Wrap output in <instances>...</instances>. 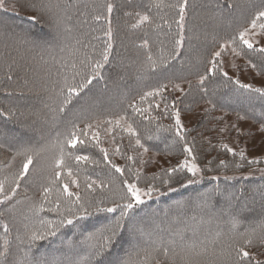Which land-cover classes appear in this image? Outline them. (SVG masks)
<instances>
[{
	"label": "trees",
	"instance_id": "obj_1",
	"mask_svg": "<svg viewBox=\"0 0 264 264\" xmlns=\"http://www.w3.org/2000/svg\"><path fill=\"white\" fill-rule=\"evenodd\" d=\"M201 1L188 0L184 31L185 39L183 47L180 49L181 54L174 59H169L166 65H162L152 71L148 68L147 55L149 53L154 58H159L161 55L167 58L172 52L173 38L177 32V25L173 22L176 17V10L170 7L157 8L154 6V0H111L115 5L114 12L110 17L113 28V47L109 55V61L100 70V76L90 85L89 98H95L97 101L90 113L91 115L103 117L121 109H128L129 102H139L140 94L157 87L161 83L170 84L168 83L170 80L172 82L191 80L201 74H207V64L211 57L210 53L213 50L212 43L214 40H229L238 29L250 22L261 6V0ZM22 2L23 0H20V3ZM175 2L176 0H165L166 4ZM13 3H15L16 9L0 10V28L8 33L30 28L34 35L38 38L46 39L50 43L45 49H31L27 45L13 47L11 42H8L9 46H5L4 42L3 47H0V63L2 64H0V68L3 67L0 74L8 77L0 81H3L4 85L11 83L12 79H9V76L11 75L16 79L17 72L22 73L21 78H24V81H21L24 83L20 87L21 90L4 93L3 100L8 102L11 106L10 108L17 109L19 112L24 110L27 113L26 115L23 114L22 117L19 113L20 119L16 120L14 117H9L10 115L0 111V144L4 145V147H0V173L5 174L10 171L9 165L13 166L15 163L13 157H20L16 156V152L21 151L29 143L37 144L39 142L41 145L47 144L51 148L54 147L50 141L54 140L56 133L62 131L67 124V120L71 118V113L67 110L66 113L58 116L52 112V109L59 102L55 92L59 90V86L62 85L65 76L70 79L75 72L86 73L90 71V68L85 67V64L100 58L99 54L106 40V37L102 35L106 22L92 19L94 6L102 5L104 0H61L62 6L65 3L69 5L64 15L70 17V19H66L65 23L71 31L66 32L61 28L62 35L58 39L54 38L50 32L51 29L46 24L33 22L29 19V16L34 15V13L25 12L20 7V3H17V0H13ZM137 12L148 14L151 17V22H145L139 27H132L137 22L138 17L135 15ZM209 20H211V28L207 24ZM51 35L52 37H49ZM198 36L202 40L201 49L196 48L198 46L196 37ZM96 37H99V39ZM52 38L53 40H51ZM144 42H147V47L142 46ZM189 45H192L190 53ZM246 54L249 62L256 64L259 71L261 62L264 61V54L250 51L247 48L245 50ZM11 62H15V64L10 65ZM73 63H75L76 68L72 67ZM65 64L67 65L66 67L64 66ZM15 66L20 67L14 69ZM260 73L264 76V72ZM25 76H29L32 80L36 79V81H32V85L35 88L44 86L48 90L52 89L54 93H48L47 91V94L44 95L43 93H35L36 90H26V85L30 81H27ZM228 78L221 72H216L215 75L209 76L204 86L192 84V87L188 88L182 100L190 110L196 109L202 102L209 103L210 100L211 103L209 104L214 108L239 114L260 124L264 122V115H262L264 114V96L248 89L240 88L239 85L234 83L235 80ZM35 83L37 84L35 85ZM205 87L207 88V94L204 91ZM163 97L165 98L166 96L163 95ZM149 99L151 100V98ZM81 103L83 101L76 102L74 100L75 110H79ZM43 108L48 114L42 112ZM72 108L73 105H69V109ZM155 110L161 111L162 114L164 112V109H155L153 105L151 109L152 115L156 114ZM128 112L131 114V109H128ZM210 115L208 116L210 117ZM54 116L56 119H53ZM134 118V126L138 130L141 143L149 152L165 154L176 151L181 147V140L173 129L160 123H154L153 120L144 119L139 115H135ZM59 120L60 124L57 122ZM6 127L12 128V130L8 131H18L16 140L12 139L13 136L9 138L8 136L10 135H6ZM46 130H49L50 133L44 135L43 132ZM5 135L7 138H4L6 137ZM122 135L123 139L117 137L115 141L120 147V154H117V156L122 161V166L124 168L128 167L127 171L129 172L130 170V174H135L138 169V163L134 160L142 152V148H138L134 138L131 139L130 143L127 133ZM32 138L37 141L32 140ZM81 152L90 155L94 160L99 161V164L81 163L79 165L78 176H81V178L78 182L81 188L76 189L74 186L73 191H80L84 195L86 191L84 188L85 181L89 178L97 181L103 180L106 183L111 180L112 183L109 185L111 189L114 185L123 187L122 181L127 179L124 174L121 175V173L115 171V168L112 167L114 163L111 160L110 162L105 161L103 155L101 156L100 151L95 147L82 148ZM128 157H132V159H128ZM43 159H45L43 161L44 169L43 167L41 170L32 169L29 176L21 181V189L27 188L30 195H33L42 185L48 182L46 177L49 176V162L46 155L43 156ZM114 165L118 167V165ZM46 167H48L47 172H45ZM188 177L190 176L188 175ZM71 186L73 185H70V188ZM174 186L177 188L176 192L146 199V203L135 210V215L138 219L144 221L145 231L148 232V226L151 225H147V223L150 224V222L155 221L159 228H164L165 224H170L172 217L177 215L175 212H180L179 208H183V210L185 208L182 212H187L186 224H184L186 228L178 229V233L173 232L164 238H159L158 234L153 233L150 236L145 235L142 243L146 247L152 241L160 242L161 239L165 245L170 241H175L177 244L183 242H195L198 245L201 242L207 244L216 238L217 234H219L220 240L224 241L232 229L233 218L238 219L240 222L239 231L259 229L261 222H264V200L259 198L261 195L259 192L262 189L264 192V176L245 178L227 175V177H219L218 179H202V181L199 180L191 185L185 184L184 187L175 183ZM216 189L223 192L236 193L240 197L235 202L236 210L234 212L230 214L227 209L224 211L225 214H228V218L223 227L219 226L218 219L215 221V226H210L212 223L208 224V222L217 218V211L219 209L222 210V206L227 208L225 201L221 200L222 198L220 197H216L207 211L204 210L203 206V194L211 193ZM90 195L108 197L110 192L107 188L104 191L96 188ZM25 196L28 195H25V193L21 195L20 192L7 206L3 205V208H12L15 212L19 210L16 212L18 220L21 216L25 217L30 211L24 210L23 207L17 209L23 206L27 200ZM257 198H259L258 205L253 202ZM51 199H56L55 194H53ZM197 199H200V201ZM40 200L41 198L36 197V199L31 200V205L40 203ZM195 201H198L200 209L190 208ZM179 202L180 204L187 203L184 207H176ZM108 206L112 205L108 204ZM50 207L52 205H46L45 209L34 215L33 219L37 223L40 219H58L57 212L48 210ZM64 208H66V205H63L62 202L61 210H64ZM164 209H168V213L166 212L165 219H161ZM118 213L119 210H117V213H101L98 216L93 215L76 223L82 228L92 230L99 220L113 217L118 215ZM197 219L201 220L200 226H203L200 232L196 231L194 227V225H197ZM0 222L2 221L0 220ZM80 230V228L72 226L62 229L61 234H58L57 237H51L48 240L39 242L37 253L46 252L57 255L67 253L66 238L74 239L78 242L82 239ZM84 234L86 235L87 233L85 232ZM2 235L3 231L2 227H0V236ZM181 236L184 237L183 241H181ZM10 238L12 241L13 237ZM125 239H127V236H125ZM219 246L218 244L217 247ZM20 247L25 248L26 246L21 245ZM126 247L125 245L123 248L114 249L105 259L112 262L114 257H122ZM260 248L263 247H253L250 251L256 252ZM12 250L14 252L17 251L16 247ZM71 255L73 259L86 256V246L78 244L76 252L71 253ZM160 258L163 259V257Z\"/></svg>",
	"mask_w": 264,
	"mask_h": 264
},
{
	"label": "snow or ice",
	"instance_id": "obj_2",
	"mask_svg": "<svg viewBox=\"0 0 264 264\" xmlns=\"http://www.w3.org/2000/svg\"><path fill=\"white\" fill-rule=\"evenodd\" d=\"M17 3H20V0H17ZM154 6L157 8L170 7L176 10V17L173 22L177 25V32L173 38L172 52L169 57L165 58L161 55L159 58H154L151 53L147 55L148 68L152 71L166 65L169 59H174L181 54L180 49L183 47L185 39L188 0H176L172 4H166L165 0H154ZM7 7L8 0H0V10H6ZM20 7L25 12L34 13V15L29 16V19L33 22L46 24L52 30L55 39L60 38L62 35L61 28L66 32L71 31L65 23L66 19H70V17L64 15L69 5L65 3L62 6L61 0H23ZM114 9L115 5L111 0H104L102 5L94 6L92 19L106 22V27L102 30V35L106 37V40L99 54L100 58L85 64V67H89L90 71L86 73L75 72L70 79L65 76L59 90L55 92L59 102L52 109V112L58 116L66 113L67 110L71 113V118L67 120L63 130L56 133L54 140L50 141L56 148V153L49 164L51 175L48 177V182L41 186L40 203L32 204L29 211L36 215L39 211H43L46 205L50 204L52 207L48 210L57 212L59 218L56 220L40 219L38 223L24 224L23 234H20L17 230L15 239L18 243L15 252L12 250L9 224L0 222L3 231V235L0 236V241H2L0 243V264H253V262L254 264H264V261L257 260L250 251L253 247H264V222H261L259 229L239 231L240 222L238 219L233 218L232 229L227 239L221 241L219 234H217V237L207 244L204 242L199 245L195 242L177 244L175 241H170L165 245L162 239L160 242L152 241L147 247L142 243L145 235L150 236L151 233H146L144 221L137 218L135 210L146 203V198L151 199L153 196L159 197L176 192L177 188L174 183L184 187L185 184L191 185L197 182V180L186 175L177 177L175 180L173 178L174 173H179L185 169L187 173L191 174V177H197L198 173L201 172L196 163V157L192 153V148L188 147L187 144L184 147V152L191 157V161L185 158L178 166L164 170L161 177L154 176L152 179H159V185L149 183L145 187H140L137 183L124 180L122 181L123 188L117 187L113 190L109 187L112 183L111 180L106 183L103 180L97 181L89 178L85 181L84 188L86 191L84 195L80 191L69 190L70 185H74L76 189L81 188L78 179L73 178L78 177V168L81 163L99 164V161L94 160L90 155L82 153V148L90 146L98 148L100 153L103 154V159L110 162L108 149L102 147V135L111 138L114 154H120V147L115 141L117 137L123 139V133H127L130 143L131 139L134 138L137 146L144 147L138 136V130L134 126V116L139 115L149 121L158 119L157 116L152 115L150 109L153 105L155 109H160L161 104L156 101V97L164 100L163 93L168 87V84L161 83L153 89L144 91L139 95V102L131 101L128 103L131 114L128 109H121L103 117L90 114L97 102L95 98H89L90 85L100 76V70L109 61V55L113 47V28L110 17ZM129 15L131 14L129 13ZM135 15L138 19L132 25L134 28L145 22H151V17L146 13L137 12ZM257 29H259V32L256 31ZM257 36L264 37V0H261V6L255 12L249 25L238 29L229 40L221 44L219 49L211 54V59L208 61L210 66L206 69L207 74L199 75L198 84L204 86L210 75L222 71L223 65L220 58L228 48H231V53L234 56L242 54L243 48L240 45L250 51L264 54V46H257L260 43ZM96 38L99 39V37ZM2 39L5 41V46H9L8 42H11L13 47L27 45L31 49H45L50 43L46 39L38 38L30 28L20 29L19 32L13 33L4 32ZM142 46L147 47V42ZM251 66L253 69H257L256 64L252 63ZM72 67L76 68L75 63L72 64ZM259 72H264V61L261 62ZM223 75L227 77L228 74L224 72ZM168 83L173 82L170 80ZM234 83L239 85L240 88L264 96V88H254L250 84L241 83L238 79ZM188 84L189 87H192L190 81H188ZM173 87L174 90L183 91L179 84H173ZM40 90L47 91L48 89L42 86ZM204 91L207 94L206 87ZM74 100L76 102L83 101L79 110H75ZM145 103L148 104V107H144ZM209 103H211L210 100ZM69 105H73V108L69 109ZM163 109V115L170 116L174 120L170 129L175 130L181 141L185 140L184 125L181 121L180 111L175 110V102L169 104L164 101ZM9 115H15V110L10 109ZM237 115L239 119L246 118ZM53 119H56V117L54 116ZM260 131L264 132V122L260 124ZM0 147H4V145L0 144ZM48 147L49 145H41L39 142L37 144L29 143L21 151L16 152V156L22 157L20 166L14 171L0 176V205L7 206L9 202L13 201V198L17 196L18 189L21 187V181L25 180L30 174V166L39 169L40 157L48 150ZM223 147L227 152L233 155L237 154L228 145H223ZM144 151L146 152L148 149L144 148ZM239 156L241 160L245 159L243 149L239 152ZM128 159H132V157H128ZM13 160H15V156ZM257 162L249 161L250 164ZM221 165H224L223 161H221ZM112 167L115 168L116 172L123 175L124 170L122 168L116 167L114 164ZM261 172L264 174V169ZM64 174L69 178L68 181L61 180V176ZM135 175L139 180L140 172L137 171ZM96 188L101 191L107 188L110 193L114 191L117 198L90 195ZM53 194H55V200L51 199ZM261 196L264 200V192L261 193ZM216 197L222 198L229 210L240 199L235 193L216 189L211 193L203 194V206L210 208ZM62 202L63 205H66L64 210H61ZM186 203L178 204L176 207H184ZM108 204L112 206H108ZM117 210H119L118 215L99 220L92 230L82 228L76 223L93 215L98 216L101 213H117ZM0 215H3V212H0ZM13 219H15L14 214ZM25 219H29V217L26 216ZM68 226L80 228L82 239L77 242L74 239L66 238L67 253L62 255L46 252L37 253L39 242L57 237L58 234H61V230ZM125 236H127V239H125ZM183 240L184 237L181 236V241ZM78 244L86 246L87 255L73 259L71 253L76 252ZM218 244L219 247H217ZM21 245L26 247L21 248ZM125 245L127 247L122 257H118L112 262L105 259L114 249L123 248ZM77 255L79 254L77 253ZM160 257H163V259Z\"/></svg>",
	"mask_w": 264,
	"mask_h": 264
},
{
	"label": "rangeland",
	"instance_id": "obj_3",
	"mask_svg": "<svg viewBox=\"0 0 264 264\" xmlns=\"http://www.w3.org/2000/svg\"><path fill=\"white\" fill-rule=\"evenodd\" d=\"M202 1H205V0H202ZM206 1H209V0H206ZM13 5H15V3H13V0H8L7 9L8 10L16 9V5H15V7H13ZM237 12H238V10H237ZM249 23L245 26H248ZM207 24L211 28V20H209L207 22ZM17 26L21 27L20 25H17ZM4 31H6V30H3L2 28H0V47H3V43L5 42L2 39ZM256 31L259 32V29H257ZM50 32L52 33L51 30H50ZM49 37H52V35ZM193 39H194V37H193ZM257 39L260 41L259 45H257V46H264V37L257 36ZM51 40H53V38ZM196 41H197L196 44H198V46L196 48L201 49L200 44L202 43V40H201L200 36L196 37ZM224 42H225V40L224 41H218L215 39L214 42L212 43L213 50L211 51L210 55L214 51L218 50L220 45L223 44ZM144 43H142V44H144ZM147 46H148V44H147ZM189 46H190L189 47V53H190L192 51L191 50L192 45H189ZM240 47L243 48V52L240 56H234L231 53V48H228L222 54V56L220 58L222 61V65H223L222 71H217V72H221L222 74L224 72H226L228 74L227 76L230 77L232 80L238 79L243 84H250L255 88H264V76L258 71V68L257 69L252 68V66H251L252 63L249 62L247 54L245 55L246 47H243L242 45H240ZM210 59H211V57H210ZM12 64H15V62L10 63V65H12ZM16 65H18V64H16ZM207 65H208V67L210 66L209 63ZM19 67L20 66H15L14 69H17ZM2 69H3V67L0 68V71ZM16 75H15L16 79L13 78L11 75L9 76V77H11L9 79H12V82L9 84L4 85L3 81H0V100L2 101L0 103V111H3L8 115H9V110L13 109V108H10L11 106L8 104V102L6 100H3L4 93H8L9 91H19V90H21L20 87L24 84L21 82V81H24V78H21L22 73L17 72ZM4 78H8V77L0 74V80H2ZM25 78L27 79V81H30V83H28L26 85V90H30V91L36 90L35 93H38V94L43 93L44 95L47 94V91H48V93H54V91L52 89H49L47 91H41L40 90L41 88H35V86L32 85V81H36V79L32 80L29 76H25ZM42 81H44V80H42ZM188 81H190L191 84L199 85L198 84V77L193 78L191 80H185V81H178L177 80L173 83L168 84L167 89L163 93V95L166 96L164 98V100H161L160 97H156V101L160 102V104H161V107H160L161 109H163L164 101H167L169 104H172L173 102H175V110L180 111L181 121H182V123L184 125V129H185V131H184L185 140L181 141V143H182L181 147L176 151L168 152L165 154L153 153V152H149V151L145 152L144 147H143L142 152L139 154V156L136 158V160H134L138 163V169L136 170V172L137 171L140 172V178H139V180H137L135 174H130V170H129V172L127 171L128 167L124 168L122 166L123 165L122 161L119 160L117 154L112 153L113 152V143L111 141V138L102 135V137H101V139L103 141L102 147H105L108 149L109 158H110L111 162L118 165V167H120L124 170L123 174L129 182L137 183L138 186H140V187H145L149 183H154V184L159 185V182H160L159 179H156V180L152 179L154 176L161 177L164 173V170L172 168L174 166H178L185 158H188L189 161H191V157L188 156L187 153L184 152V147L187 144L188 147L192 148V153L196 157V163H197L198 167L201 169V172L198 173L197 177H191V174L187 173V171L185 169L179 173H174L173 174L174 180H175V178H177L179 176H185V175L186 176L189 175L190 178L195 179L197 181H199V180L202 181V179L203 180L218 179L219 177H227V175H229L231 177L236 176V177H245V178L264 176V174H262V172H261V170L264 169V132L260 131V123H257L255 121L249 119V118L239 119L237 114L230 113V112L223 111V110H219V109L211 106L209 103H204V102H202V104L198 105V107L196 109L190 110V108L182 100V98L184 97V95L186 94V92L189 88ZM36 84L37 83H35V85ZM173 84H179L180 88L183 89V91L174 90ZM144 107H148V105H144ZM151 109H150V111H151ZM14 110H15V115H10L9 117H12V118L14 117V119H16V120L20 119V117L18 115L19 113H20V115H21V113H23L25 115L27 114L26 111H24V110H21L20 112L17 109H14ZM42 112H45L48 114V112H46V110H44V108L42 109ZM151 113H152V111H151ZM155 113L156 114L155 115L153 114V115L157 116L158 119L153 120L154 123L163 124L164 126H166L168 128H170V126L174 123V120L170 116L163 115L161 111H159V112L156 111ZM210 113H211V115H210ZM49 115H50V113H49ZM208 115H210V117ZM22 116L23 115H21V117ZM57 122H59V124H60V120ZM233 125H235V127H233ZM208 127H209V129H208ZM30 128H32V127L30 126ZM10 129L12 130V128L6 127V135L8 136V134H9L10 135V136H8L9 138L11 136H13L12 139L16 140V138H18V131H16V130L8 131ZM43 133H44V135H47L50 132H49V130H46ZM7 136L4 138H7ZM118 138H120V137H118ZM32 140L37 141L36 139H33V138H32ZM223 145H228L237 154L233 155L232 153L227 152L226 149L223 147ZM18 148H19V146H18ZM138 148L140 149L141 147L138 146ZM96 149L99 150L98 148H96ZM241 149L244 150V154H245V159H243V160H241L240 156H239V152L241 151ZM55 153H56V148L55 147L51 148V146H49L48 150L46 152H44L42 154V156L40 157V165H39L40 170L43 167V164H44L43 161L46 159V158L43 159V156L44 155L47 156V159H48L47 161L50 164V161H51L52 157L55 155ZM100 154H101V156L103 155L102 153H100ZM21 160H22V157L15 158V160H14L15 163L13 166L10 167V171H8V173H10V172L14 171L16 168H18L20 166ZM221 161L224 162V165H221ZM249 161H258V162L250 164ZM237 165H239V166H237ZM32 169H34V168L32 166H30L31 172H32ZM43 169H44V167H43ZM47 170H48V167H46L45 172H47ZM3 174H5V173H0V175H3ZM50 175H51V169H49V176ZM48 177H46L47 181H48ZM73 178L80 180L81 176L73 177ZM61 180L62 181H68L69 178L67 177L66 174H64L61 176ZM112 187L114 188V189L112 188L113 190H115L117 187L123 188L122 186L116 187V185H114ZM73 188H74V185L71 186V188L69 190L73 191L74 190ZM40 189L41 188H39L37 192H34L33 195H30L27 188L21 189V187H20L18 189L17 195L20 194V192H21V195H23V193H25V195L27 194L28 196H25L27 198V200L25 201L23 206L18 207L17 209H21L23 207L24 210L29 211V208H30L31 203H32L31 200L36 199V197L41 198ZM262 190L259 193H262L263 192ZM110 196H112V198H114V197L117 198L115 196L114 191L110 193ZM30 197H31V199H30ZM15 198L16 197H14L13 200ZM259 198H262V196L260 195ZM259 198L253 200V202L257 205L259 204V202H258ZM197 200L200 201V199H197ZM221 200H223V199H221ZM198 201H195V203H193L192 207H190V208L200 209V206L198 205ZM178 204H180V202ZM257 205H256V207H257ZM204 208H205L204 210H206V211L209 209L207 207H204ZM221 208H222V210L219 209V211H217V215H216L217 218H214L215 220L211 219L208 222V224L212 223V225H210V226H215V224H216L215 221H216V219H218L217 221L219 222V226L223 227L225 225L227 218H228V214H225L224 211L227 209V211L230 212V214H231V212H234L236 210V206H234L230 210L228 208H224V206H222ZM179 209H180V212L179 213L175 212V214H177V215L175 217H172L171 222H169L170 224H165L164 228H159L156 225L155 221L150 222V224L147 223V225H151V226H148L149 231L146 233L158 234L159 238H164L168 234H171L173 232L178 233L177 232L178 229H180V230L182 228L184 229V227L186 226L184 224H186L187 212H182L185 210V208H184V210H183V208H179ZM259 209H260V207H259ZM18 211L16 210V212H18ZM0 212H3V215H0V220L2 221V223H8L9 224V227L11 230V237H13V239H12V241H13L12 242V249H13L16 247V244L18 243V241H16V239H15L16 234H17V230H19L20 234H23L24 224L37 223V222L33 219L34 215L31 212L28 215H26L27 217H29V219H25L26 216L25 217L21 216V218L19 220L16 218V216H17L16 212L14 210H12V208L11 209H9L7 207L3 208V205H0ZM166 212L168 213V209L163 210V215H162L161 219L166 218L165 217ZM13 214L15 216V219H13ZM200 223H202L201 220L197 219V225H194L195 230L198 232H200L201 228H203V226H200ZM195 224H196V222H195ZM208 229H209V227H208ZM189 232L191 233V231H189ZM251 253L256 257L257 260L264 261V247L260 248L256 252L251 251ZM117 258H118V256L114 257L112 261H115ZM253 264H254V262H253Z\"/></svg>",
	"mask_w": 264,
	"mask_h": 264
}]
</instances>
